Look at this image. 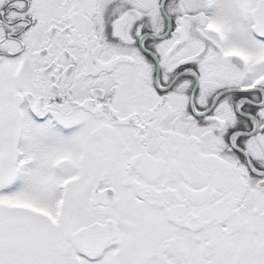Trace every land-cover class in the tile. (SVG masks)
Segmentation results:
<instances>
[{
    "label": "snow or ice",
    "instance_id": "1",
    "mask_svg": "<svg viewBox=\"0 0 264 264\" xmlns=\"http://www.w3.org/2000/svg\"><path fill=\"white\" fill-rule=\"evenodd\" d=\"M0 264H264V0H0Z\"/></svg>",
    "mask_w": 264,
    "mask_h": 264
}]
</instances>
